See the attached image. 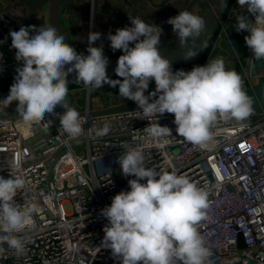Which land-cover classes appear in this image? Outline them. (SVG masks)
<instances>
[{
    "label": "clouds",
    "instance_id": "1",
    "mask_svg": "<svg viewBox=\"0 0 264 264\" xmlns=\"http://www.w3.org/2000/svg\"><path fill=\"white\" fill-rule=\"evenodd\" d=\"M238 5L246 8L254 21L239 14L235 30L249 33L245 43L252 58L264 61V0H238ZM129 20L131 27L118 28L107 36L112 50L123 52L115 68L122 79H111L106 72L109 59L103 47L96 46L100 32L88 33L85 55L66 43L65 34L55 27L29 25L10 30L11 47L21 66L0 106L7 108L18 102L17 113L25 125L44 121L46 114L56 115L59 128L78 138L86 131L87 119L67 99V76L74 72L75 81L86 88L118 87L119 96L135 102L149 120L146 131L151 137L172 136V130L157 120L158 114H173L178 136L201 150L211 147L212 129L219 120L242 121L251 115V100L242 78L225 68L223 58L190 71H173L157 47L163 29L139 17ZM167 23L179 38V46L187 49L184 58L196 55L189 45L205 32L204 18L182 11ZM152 81L155 90L145 95ZM58 105L64 109L62 113L55 112ZM153 120L156 126H151ZM109 132L110 125L105 124L95 135L104 137ZM120 146L124 151L116 163L124 177L135 178L128 180L130 190L116 194L110 206L100 211L108 221L103 227L102 247L110 249L120 264H209L211 251L196 227L206 218L208 193L184 175L147 167L141 151ZM24 183L15 166L8 178L0 176V253L7 245L23 255L29 242L27 233L35 228L33 217L38 205L20 204L14 199Z\"/></svg>",
    "mask_w": 264,
    "mask_h": 264
},
{
    "label": "built area",
    "instance_id": "2",
    "mask_svg": "<svg viewBox=\"0 0 264 264\" xmlns=\"http://www.w3.org/2000/svg\"><path fill=\"white\" fill-rule=\"evenodd\" d=\"M6 23L0 14V84L11 71L17 75L21 66L5 54ZM219 26L218 37L225 30L222 18ZM235 57L247 92L257 76L251 75L253 58L245 42ZM258 74L264 82V69ZM63 111L60 106L55 109ZM77 111L87 119L86 131L71 138L59 128L56 115L46 114L44 121L25 125L18 114L10 118L0 106V176L8 178L15 166L25 183L14 199L38 205L25 253L18 255L5 245L0 264H120L110 249L102 247L108 221L100 215L116 194L130 190L128 180L135 178L123 173L117 177L121 168L116 161L124 151L120 145L141 151L147 167L184 175L208 193L206 218L196 227L211 251L209 264H264V111L252 106L245 120H219L206 150L178 136L173 114H158L157 120L172 130V136L154 138L136 103L111 101L92 108L87 102ZM105 124L110 132L97 137L95 132ZM151 126H156L155 120ZM104 158L115 161L114 170L96 168L95 162Z\"/></svg>",
    "mask_w": 264,
    "mask_h": 264
},
{
    "label": "crops",
    "instance_id": "3",
    "mask_svg": "<svg viewBox=\"0 0 264 264\" xmlns=\"http://www.w3.org/2000/svg\"><path fill=\"white\" fill-rule=\"evenodd\" d=\"M4 4L0 3V11H4L8 13L11 18L13 19V23L6 27L5 29V39H4V51L8 58L15 59V49L11 47V37L9 36L10 30L18 31L21 26H36L37 23L34 22L33 19L30 22L24 24L23 20H20V13L16 10H13L9 3L12 2L10 0H2ZM8 1V2H7ZM74 0L69 8V13H66L65 8L69 6L60 7V18L63 20L65 26L68 29V33L70 34L71 39L75 40L78 39L82 45V48H87V37L90 31H97L100 32L101 39L96 42V46L103 47L104 55L105 56H114L123 54L121 50L113 51L110 47V41L107 39L109 33L115 34L116 29L124 28V27H131L130 20L128 18L126 23H122L121 20L124 16L115 17L113 16L114 9H117L120 5V1L116 0H79L76 2ZM137 2L139 7L138 11L136 12L135 17L141 18L144 22L149 25L153 26H160L163 29V33L160 37L161 43L159 45H164L166 43L172 42L174 40L179 39L172 31V25L167 23V20L170 17H174L182 11L191 12L194 15L201 16L204 6L205 0H133ZM108 5V6H107ZM30 6V9L34 11L37 7L40 6L39 3L34 2ZM104 6V12H102V7ZM109 10L110 13H107ZM33 13V12H32ZM42 14H44L45 18H48V4H44L42 6ZM31 14V13H30ZM247 15L249 19L254 21V17H252L246 8H240L238 5V0H229L227 7L222 14L221 18L224 20L225 30L222 36L218 37L217 34L219 33V23L217 30L214 34V42L216 41L219 46L220 51L214 54H207L206 58L204 59L203 63L200 64H207L208 61L214 60L216 58H223L225 63V68L227 70H233L236 72V68H234L233 61L231 60L232 53L228 50L224 43V38L226 36V31L231 29L237 38L242 41V44L245 42V36L248 35L247 31L237 32L235 30V26L237 23L238 15ZM32 15V14H31ZM41 18V15L38 16ZM251 23V21H249ZM32 33H30L31 35ZM130 46H134V44H130ZM224 47V50L222 49ZM233 59V58H232ZM199 64V65H200ZM181 66H196L195 64L191 65H181ZM236 69V70H235ZM14 76L7 75L2 78L0 84V99H4L7 97L10 91V87L14 82ZM77 82V81H75ZM73 82V83H75ZM71 83V84H73ZM70 85V84H68ZM155 90V84L150 83L148 90L145 92L147 95L149 92ZM90 92L88 88H86L83 84H77L75 86L68 87V96L72 95H79L81 96L84 93ZM118 102L123 100L118 98H109L107 105L111 102ZM89 102L88 99L86 103ZM17 103L13 102L7 108L3 107L5 111L10 114L13 111H17ZM71 105L76 109L79 110L78 103L71 100ZM135 103V102H131ZM106 105V106H107ZM86 106V105H85ZM84 106V107H85ZM100 108V107H95ZM80 111V110H79Z\"/></svg>",
    "mask_w": 264,
    "mask_h": 264
},
{
    "label": "water",
    "instance_id": "4",
    "mask_svg": "<svg viewBox=\"0 0 264 264\" xmlns=\"http://www.w3.org/2000/svg\"><path fill=\"white\" fill-rule=\"evenodd\" d=\"M10 1L12 3L11 4L9 3V6L13 10H16L20 13V20H23L24 24H26L27 22H30V20L33 19L34 22L37 23L36 25L37 28L40 26L55 27L58 31L65 34L66 36L65 42L73 46L78 53H83L85 55L88 54L86 50L87 48L85 49L82 48V45L78 39H75V40L71 39L70 34L68 33L67 27L65 26L63 20L60 18V7L69 6L65 8L66 13H69L70 5L72 4L74 0H10ZM116 1H120L121 5L117 9H114L112 14L115 17L124 16L123 19L121 20L122 23H126L129 17L136 16V12L139 9L136 1H133V0H116ZM34 2L39 3L40 6L34 9V11H32L29 5H31ZM76 2H79V0H77ZM228 2L229 0H205V6H204L201 17L204 18L206 22V30L201 35V37H199L195 41L194 45L192 44L189 45V47H191L196 52V55L202 50V54L197 61H191V59H193L194 56L196 55H194L193 57L187 60L184 58L187 49H182L179 46V39L166 43L164 45L157 46L158 48H161L160 51H161L162 56L169 59L172 67H176L180 65L196 64L202 60L206 48L212 42V39L218 27L219 19L224 13ZM0 3L3 5L4 1L0 0ZM44 4H48V18L47 19L45 18L44 14L41 13L42 6ZM104 9L105 8L103 6L102 12H104ZM107 13H110L109 10H107ZM0 14L2 15L3 19H5L7 22L6 27H8L9 25L13 23V19L8 13L4 11H0ZM40 15H41V18L38 17ZM224 43L226 47L228 48V50L234 56L240 52L241 47H242V41L236 37V35L231 29H228L226 31ZM121 55L122 54L114 55V56H107L109 59V64L106 69V72L108 75H116L115 68L117 66V60L119 56ZM254 62L264 63V61H257L253 58L252 66ZM252 66H251V75L257 76V78H256V82L253 85L252 89L248 90L246 94L250 97L251 105L258 112H262L264 111V82H263V78L259 76L258 74L259 72H255ZM11 75L15 77L16 73L14 71H11L10 76ZM67 79L69 81L68 84L75 82L76 74L74 72L69 73V75L67 76ZM67 99L71 102L70 96H67ZM17 114H18L17 111H13L9 114V117L10 118L15 117ZM240 245L243 246V243L240 242Z\"/></svg>",
    "mask_w": 264,
    "mask_h": 264
},
{
    "label": "rangeland",
    "instance_id": "5",
    "mask_svg": "<svg viewBox=\"0 0 264 264\" xmlns=\"http://www.w3.org/2000/svg\"><path fill=\"white\" fill-rule=\"evenodd\" d=\"M216 44H217L216 41L213 42V44L212 43L209 44V46L205 50V53L214 54V55L216 53H218L220 51L219 49H221V48H219V46ZM222 49L224 50V47ZM201 54H202V50L196 56H194V58L191 59V61H197L200 58ZM231 60L233 61V64L235 63L234 68L237 69V66H238L237 65V58L235 56L234 57L232 56ZM243 60L245 61V58H243ZM252 67H253V70L255 72H259L260 70L264 69V63L254 62ZM236 72H238V69L236 70ZM108 76L111 79H122V78L118 77L117 75H108ZM88 88L90 89L89 94L86 92V93L82 94L81 96L79 95V97L76 94L71 96V100L78 103V107L80 108L79 109L80 111H82L84 109V106L86 105L87 99L90 103V106L92 108H95V107H105L107 105L110 97L115 98V100L118 98H121L119 96L118 87L112 88L108 85H104V87H102V88H94V87H88ZM88 88H86V91ZM121 99L123 100L124 103H127V104L133 102V101L125 99V98H121ZM95 166L98 170L104 169V168H106L108 170H114L116 165H115V161L112 158H104V159L97 160L95 162ZM116 174H117V177L119 179L122 178V172L120 169L116 170Z\"/></svg>",
    "mask_w": 264,
    "mask_h": 264
},
{
    "label": "trees",
    "instance_id": "6",
    "mask_svg": "<svg viewBox=\"0 0 264 264\" xmlns=\"http://www.w3.org/2000/svg\"><path fill=\"white\" fill-rule=\"evenodd\" d=\"M214 38V37H213ZM214 40L215 39H212V44H213V42H214ZM206 55H207V53H204V56H203V58H202V60L199 62V63H196L195 65H199L200 63H203L204 62V59L206 58ZM177 67H183V66H177ZM184 67H186V66H184ZM83 84L82 82H75V83H73V84H70V85H68V87H71V86H75V85H77V84Z\"/></svg>",
    "mask_w": 264,
    "mask_h": 264
}]
</instances>
